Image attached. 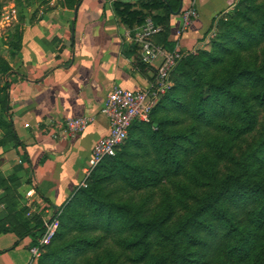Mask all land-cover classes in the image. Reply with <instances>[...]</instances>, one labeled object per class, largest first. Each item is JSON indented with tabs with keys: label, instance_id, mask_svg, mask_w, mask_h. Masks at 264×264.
<instances>
[{
	"label": "trees",
	"instance_id": "16d2710c",
	"mask_svg": "<svg viewBox=\"0 0 264 264\" xmlns=\"http://www.w3.org/2000/svg\"><path fill=\"white\" fill-rule=\"evenodd\" d=\"M177 6L115 0L114 11L132 29L152 17L172 49L166 40ZM216 25L212 48L177 65L150 122L134 121L121 149L55 211L59 226L34 264H264V0H239ZM21 34L18 25L3 36L14 58ZM133 49L144 66L140 45ZM10 70L0 58L5 106ZM0 127V143L19 145L10 119L1 116ZM20 171L0 178L7 208L0 234L30 237L32 247L45 228L15 197Z\"/></svg>",
	"mask_w": 264,
	"mask_h": 264
},
{
	"label": "crops",
	"instance_id": "0c3cea01",
	"mask_svg": "<svg viewBox=\"0 0 264 264\" xmlns=\"http://www.w3.org/2000/svg\"><path fill=\"white\" fill-rule=\"evenodd\" d=\"M137 3V0H129ZM166 41L175 44L182 12L195 4L199 16L181 38L184 51L204 47L212 24L239 0H176ZM115 0H79L72 7L63 0H30L17 5L13 25L20 26V51L10 62L8 102H0V117L13 123L17 141L0 143V178L15 174L21 166L15 197L28 215L44 220L54 215L79 187L95 143L108 133L109 120L101 107L116 86L146 89L163 56L141 66L133 49L131 30L114 11ZM0 29V35L5 33ZM156 36L163 50L169 44ZM8 51V45H6ZM9 52V51H8ZM95 116L81 134L62 131L68 117ZM56 134V137L53 136ZM5 133L0 127V140ZM0 214L7 212L1 198ZM9 224V223H8ZM33 226V223H32ZM31 238L14 232L0 234V264H29Z\"/></svg>",
	"mask_w": 264,
	"mask_h": 264
},
{
	"label": "built area",
	"instance_id": "2783aa9c",
	"mask_svg": "<svg viewBox=\"0 0 264 264\" xmlns=\"http://www.w3.org/2000/svg\"><path fill=\"white\" fill-rule=\"evenodd\" d=\"M17 16L18 8L15 3L4 8L0 18V29L4 32L12 26ZM198 16L199 10L194 1L182 12V23L176 32L174 47L170 50H163L161 46L155 44L154 37L162 31V27L157 25L152 17L146 18L142 25L131 30V38L140 45L142 61L145 64L153 63L161 55L163 59L148 88L129 89L116 86L106 97L101 113L109 120V131L93 146L84 179L79 187L87 186L92 170L103 158L114 156L121 149L134 121L150 122L152 109L173 86L172 73L180 61L190 54L182 49L181 38ZM95 119L92 115L68 117L62 131L67 135L84 133ZM53 136L56 137V134ZM58 226L59 220L55 216L44 220L43 234L38 238L37 244L30 247L32 259L29 264H34L35 260L41 256L43 247L55 235Z\"/></svg>",
	"mask_w": 264,
	"mask_h": 264
},
{
	"label": "rangeland",
	"instance_id": "374dc122",
	"mask_svg": "<svg viewBox=\"0 0 264 264\" xmlns=\"http://www.w3.org/2000/svg\"><path fill=\"white\" fill-rule=\"evenodd\" d=\"M13 3L18 4L19 0H0V18H1V13H2L3 9L8 7L10 4H13ZM234 8H235V6L231 10H229L228 12L222 14L221 16H223L225 14H228V13L230 14ZM219 18L217 20H219ZM217 20L214 23V27H212V29L207 34V39H206V41H205V43L203 45L204 47H200L198 49L210 50L212 48L213 40H214V38L216 37V35L218 33V27L216 25L217 24ZM3 36H4V33H2V35H0V58L5 59L10 64V62L13 61L14 57L10 54V52L7 51L6 44H5V39L3 38ZM1 81L2 80H0V84H2Z\"/></svg>",
	"mask_w": 264,
	"mask_h": 264
}]
</instances>
